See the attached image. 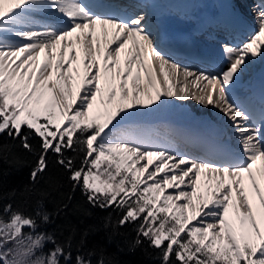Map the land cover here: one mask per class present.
Wrapping results in <instances>:
<instances>
[{
  "label": "snow or ice",
  "instance_id": "6c2138e0",
  "mask_svg": "<svg viewBox=\"0 0 264 264\" xmlns=\"http://www.w3.org/2000/svg\"><path fill=\"white\" fill-rule=\"evenodd\" d=\"M259 9L252 35L224 45L225 66L204 70L176 62L143 9L0 0V134L29 152L31 137L40 140L24 194H33L51 151L90 204L121 209L119 226L138 223L130 250L142 237L160 249L162 264H264V165L254 167L264 161V89L256 104L234 92L249 63L264 59V4ZM181 73L178 93L172 80ZM178 95L219 109L242 150L209 133L198 140L201 154L182 152L171 134L145 122ZM36 194L34 213L0 208V264H92L93 253L73 258L70 240L41 230L51 216ZM98 264L119 261L101 255Z\"/></svg>",
  "mask_w": 264,
  "mask_h": 264
},
{
  "label": "trees",
  "instance_id": "16d2710c",
  "mask_svg": "<svg viewBox=\"0 0 264 264\" xmlns=\"http://www.w3.org/2000/svg\"><path fill=\"white\" fill-rule=\"evenodd\" d=\"M30 143L32 152L22 147L19 138L13 140L7 133L0 134V145L11 146L10 150L0 151V208L11 203L13 208L34 213L36 201L41 199L36 193H43V207L51 219L41 230L55 234L57 241L65 245L70 240L73 258L80 252L93 253L92 264H98L101 255L106 262L119 261V264H162L160 249L147 239L141 237L142 243L130 250L129 244L137 237L138 223L119 226L121 209L90 204L80 187L73 188L70 173L57 163L51 151L47 157L48 168L36 183L33 194H24L25 186H31L30 173L40 149L38 137L32 136ZM53 247L49 242L43 250L47 252Z\"/></svg>",
  "mask_w": 264,
  "mask_h": 264
},
{
  "label": "bare ground",
  "instance_id": "6f19581e",
  "mask_svg": "<svg viewBox=\"0 0 264 264\" xmlns=\"http://www.w3.org/2000/svg\"><path fill=\"white\" fill-rule=\"evenodd\" d=\"M143 1V0H141ZM145 1V0H144ZM152 0L151 8L157 11V15L160 17V23H163V26L173 32L175 37H180L181 29H191L194 33L199 30V26L205 25L207 27L212 21L211 17L215 13L219 12L218 9L225 8V5H228L229 0ZM213 8L215 10L213 11ZM105 10V8H102ZM259 9L255 8L254 10V20L257 22V14ZM149 15V13L146 12ZM98 31L100 26H97ZM195 31V32H194ZM202 31V32H201ZM201 32V34H200ZM207 33L204 30H199L198 37L205 44H209L211 40L207 39ZM247 33V32H245ZM210 35L212 33H209ZM75 35V34H74ZM193 35H190L193 36ZM74 38V37H73ZM241 41H226L223 43V46L218 47V53H222L223 60L220 64L216 66H211L210 69H218L225 66V54H224V45L228 44H239ZM218 44V43H214ZM77 49L80 50V45H76ZM222 51V52H221ZM217 54V53H216ZM43 57V53L41 54ZM81 57L83 53L81 51ZM43 60V59H42ZM123 60V54H122ZM75 68V65H73ZM81 73L83 72V63L80 64ZM75 75V73H74ZM154 75H157V80L159 82L160 75L154 72ZM172 83L176 85V90L179 93L181 91L182 85L185 83L183 74L181 73L179 77V83L176 82V79L173 78ZM188 86L191 92H196L199 94V89L191 83V78L188 80ZM204 84L201 82L200 87H203ZM237 88L242 90H247L248 88H256L255 91L250 92L253 97L261 94L262 89H264V59L258 63V59L253 60L249 63L248 67L245 69L243 74L238 81ZM166 90V88H165ZM235 90V89H234ZM249 91V90H248ZM246 100H248L246 98ZM169 103L164 105L161 109L149 113L146 117L145 122L153 127H155L161 134H171L172 138L174 133L181 134L185 137H188L189 133H195L198 136V139L204 134L199 131V126L201 124L205 125L208 128V133H210L214 138L223 137L224 140H228L225 145L232 147L233 149L242 150L239 145V137L237 136L235 129L231 121L216 107L212 105H201L197 100L189 96L185 100H181L179 95L177 97L169 98ZM180 131V132H178ZM200 135H199V134ZM264 165V161H257L255 168H260ZM246 175V174H245ZM205 177H201V189L203 190V182ZM247 186L248 181H245Z\"/></svg>",
  "mask_w": 264,
  "mask_h": 264
},
{
  "label": "rangeland",
  "instance_id": "374dc122",
  "mask_svg": "<svg viewBox=\"0 0 264 264\" xmlns=\"http://www.w3.org/2000/svg\"><path fill=\"white\" fill-rule=\"evenodd\" d=\"M6 6H7V5H6ZM42 59H43V57H42V55H41V61H42ZM257 59H258V63H260L261 60H262L261 58H257ZM24 231H25V232H28L29 229L25 228ZM10 246H11V245H10ZM43 251H44V250H43Z\"/></svg>",
  "mask_w": 264,
  "mask_h": 264
}]
</instances>
